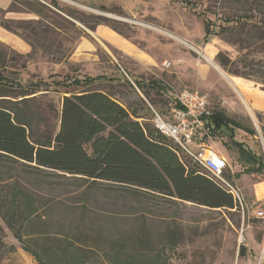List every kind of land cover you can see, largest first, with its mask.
Wrapping results in <instances>:
<instances>
[{
	"label": "rangeland",
	"instance_id": "obj_1",
	"mask_svg": "<svg viewBox=\"0 0 264 264\" xmlns=\"http://www.w3.org/2000/svg\"><path fill=\"white\" fill-rule=\"evenodd\" d=\"M27 1L46 5L50 9L47 17L28 9L23 4ZM230 2L233 0H11L7 9L0 10V23L8 20L15 27L18 22L29 24L18 32L30 38L36 53L30 59L26 58L28 54H22L26 68H19L20 80L24 85L31 80L46 81L50 86L49 91L43 92L46 100L58 108L66 92L81 88L66 86L105 76L92 88L116 94L134 117L163 135L156 127V114L168 120L172 94L184 89L198 91L211 99L213 111H225V100L231 104L232 111L226 115L247 130H236V141L264 158V115L248 113L232 86L237 77L217 61L219 53L237 59V47L222 36L206 39L205 20L213 21L212 30L217 32L221 25L218 12ZM13 3L14 11L9 12ZM67 13L87 23L91 22L89 16L109 20L154 59V66L143 68L106 44L98 45L99 60L75 62L73 56L79 42L91 39L94 30ZM46 21L60 24L61 31L43 32L38 24ZM12 50L0 42V51ZM166 62L170 67L164 65ZM135 81L144 84L148 97L141 89L128 85H135ZM150 81L159 82L162 89L149 86ZM255 87L260 85L255 83ZM228 134L223 130L197 138L196 143L212 147L228 161L224 177L241 190L245 203L244 210L233 214L130 187L92 185L78 176L36 169L0 156V208L8 216L13 212L19 217L10 229L0 214V264H79L86 259L75 260L73 249L64 252V244L53 245L47 239L81 233L90 238L86 242L91 246V239L105 238L102 246L106 249L118 243L131 251L132 244L142 241L150 250L143 259L147 264H263L264 185L263 194L259 192L258 197L256 185L264 183V172L244 173L247 168H255V164L241 156ZM169 140L176 145L173 139ZM195 146H190L192 152L196 151ZM179 150L183 160L193 161L201 169L181 147ZM241 246L246 248L243 258L239 255Z\"/></svg>",
	"mask_w": 264,
	"mask_h": 264
},
{
	"label": "trees",
	"instance_id": "obj_2",
	"mask_svg": "<svg viewBox=\"0 0 264 264\" xmlns=\"http://www.w3.org/2000/svg\"><path fill=\"white\" fill-rule=\"evenodd\" d=\"M23 4L40 17H47L50 10L38 2ZM14 6L13 3L9 12L14 11ZM218 13L221 25L216 34L212 30L214 22L205 20L206 39L215 35L225 37L237 47L239 56L232 60L228 54L219 53L217 61L232 76L255 82L264 92V0H233ZM67 15L92 30L107 26L131 39L122 28L109 24L110 21L101 16H89L87 19L91 22L87 23L72 13ZM28 25L18 22L15 27L13 22L1 21L6 31L30 45L31 52L26 56L30 59L35 56L36 46L29 37L18 32L19 29L26 30ZM38 25L43 32L56 34L61 31L60 24L46 21ZM23 60L24 55L14 50L0 51V156L36 169L78 176L92 185L130 187L165 199L222 209L230 214L241 211L239 203L227 189L192 160H183L177 145L140 122L139 117H134L116 94L92 88L105 76L86 78L83 83L76 81L66 86L81 88L66 92L58 108L56 103L46 100L47 94L43 92L49 91L50 87L46 81L31 80L26 85L21 82L19 68H26ZM128 85L141 89L148 97L142 82ZM148 85L162 89L156 81H150ZM208 129L211 135L228 131L241 156L255 164V168H247L244 173L257 175L264 172L263 156L236 141V129L247 132L239 123L228 118L223 111L215 110ZM0 214L10 229L19 221L13 212L8 216L0 208ZM88 240L90 238L81 233L48 238L47 242L60 247L64 244V252L73 249L77 256L75 260L86 259L79 264H147L143 259L148 257L150 250L142 241L132 244L129 251L118 243L106 249L102 246L106 241L103 237L91 239L93 246L87 244ZM239 255L246 257L245 246H241ZM90 257L97 261H91Z\"/></svg>",
	"mask_w": 264,
	"mask_h": 264
},
{
	"label": "built area",
	"instance_id": "obj_3",
	"mask_svg": "<svg viewBox=\"0 0 264 264\" xmlns=\"http://www.w3.org/2000/svg\"><path fill=\"white\" fill-rule=\"evenodd\" d=\"M164 65L170 67L167 62ZM169 114L168 120L156 114L157 129L167 138L173 139L202 170L227 189L244 210L245 203L241 190L224 177V171L228 167L226 159L205 144H200L198 151L190 150V146L195 144L197 138L203 139L210 135L208 124L213 115L211 99L198 91L184 89L172 94Z\"/></svg>",
	"mask_w": 264,
	"mask_h": 264
},
{
	"label": "crops",
	"instance_id": "obj_4",
	"mask_svg": "<svg viewBox=\"0 0 264 264\" xmlns=\"http://www.w3.org/2000/svg\"><path fill=\"white\" fill-rule=\"evenodd\" d=\"M10 3L11 0H0V10L7 9ZM0 42L11 46L14 50L18 51L21 54H29L31 52V47L29 44H27L18 36L6 31L1 26V23ZM99 44H106V46H110L111 48L118 50L127 59L136 62L143 68L149 69L152 68L155 64L154 59L147 52H145L131 40L119 35L107 26H98L91 34V39L84 38L79 42L73 56L74 61L78 63H88L99 60V57L96 54ZM232 86L241 97L243 103L248 109V113L251 116H254L255 113L264 115V92L260 88H256L255 83L237 77L232 81ZM223 105L225 110L223 112L225 115L226 113H230L232 111L231 104L226 100L224 101ZM251 112L253 113V115L251 114ZM227 117L232 119L229 116ZM194 145H196V151H198L200 144H197L195 142ZM236 177L240 179L241 176L237 174ZM263 185L264 183H259L256 185L257 197L260 194H263ZM257 200L260 201L259 199Z\"/></svg>",
	"mask_w": 264,
	"mask_h": 264
},
{
	"label": "bare ground",
	"instance_id": "obj_5",
	"mask_svg": "<svg viewBox=\"0 0 264 264\" xmlns=\"http://www.w3.org/2000/svg\"><path fill=\"white\" fill-rule=\"evenodd\" d=\"M218 70H220V68L218 66H215Z\"/></svg>",
	"mask_w": 264,
	"mask_h": 264
}]
</instances>
